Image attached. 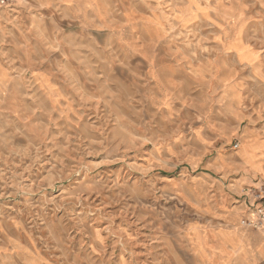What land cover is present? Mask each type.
<instances>
[{
	"label": "rangeland",
	"instance_id": "1",
	"mask_svg": "<svg viewBox=\"0 0 264 264\" xmlns=\"http://www.w3.org/2000/svg\"><path fill=\"white\" fill-rule=\"evenodd\" d=\"M261 195L264 0L0 5V264H250Z\"/></svg>",
	"mask_w": 264,
	"mask_h": 264
},
{
	"label": "built area",
	"instance_id": "2",
	"mask_svg": "<svg viewBox=\"0 0 264 264\" xmlns=\"http://www.w3.org/2000/svg\"><path fill=\"white\" fill-rule=\"evenodd\" d=\"M13 0H0V5H9ZM253 215L242 220L245 227L253 228L260 231L264 235V195L259 198L257 206H253Z\"/></svg>",
	"mask_w": 264,
	"mask_h": 264
},
{
	"label": "crops",
	"instance_id": "3",
	"mask_svg": "<svg viewBox=\"0 0 264 264\" xmlns=\"http://www.w3.org/2000/svg\"><path fill=\"white\" fill-rule=\"evenodd\" d=\"M243 205L245 206V209H246V214H245L244 218L251 217L254 214L253 213L254 204L251 207H248V202H247V200H245ZM246 228L258 231V230L253 229V228H249V227H246ZM248 254H249V263L253 264V260L255 257H257V258H261L262 256L264 257V247H262L260 249V247H258V245H255V243H254L253 247L249 249Z\"/></svg>",
	"mask_w": 264,
	"mask_h": 264
}]
</instances>
